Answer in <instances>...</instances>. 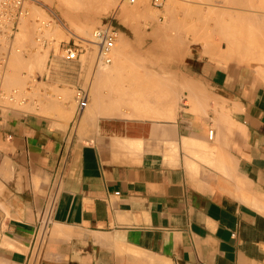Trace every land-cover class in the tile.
<instances>
[{"label": "crops", "instance_id": "crops-1", "mask_svg": "<svg viewBox=\"0 0 264 264\" xmlns=\"http://www.w3.org/2000/svg\"><path fill=\"white\" fill-rule=\"evenodd\" d=\"M184 64L191 101L168 120L0 111V264H264V84L243 64Z\"/></svg>", "mask_w": 264, "mask_h": 264}, {"label": "rangeland", "instance_id": "rangeland-1", "mask_svg": "<svg viewBox=\"0 0 264 264\" xmlns=\"http://www.w3.org/2000/svg\"><path fill=\"white\" fill-rule=\"evenodd\" d=\"M122 1L124 2V0H111L109 5H107L103 10H100L98 13H92L89 10H85L83 7H81V9L77 6V9L75 1L73 0H67V3L66 0H27L26 5L28 14L26 17H24V21L21 22L23 24L20 23L18 31L24 32V27L26 26L25 31H30V37L27 40H21L16 36V39H14L16 43H14V49L12 48L11 54L13 55L17 51V48L18 51L21 49L22 51H19L23 54L21 58L24 57V60L26 59L29 62L28 57L33 56L34 52H36V50L38 51V48H41L43 51H48L49 56L46 67H43V69L37 64L31 66L26 61L25 63L22 61L24 64L28 63L26 66H24L23 63L18 65L21 61L17 63V66L12 63L13 61L10 58L5 78V88L8 91L18 90L16 96L17 99L15 102H10V105L14 108L13 110L24 112L39 111L42 114L53 117L55 115V111L59 110L61 113L66 111V114L64 113V117L68 120L70 119L72 128L80 124L79 117L77 115V102L74 99L76 92L75 86H69L65 79H61V81H59L58 79L53 78L52 75L54 73L74 75L80 79L78 86H81L85 89H89L88 87L92 82L93 85H95V82L97 81L94 75L99 74V71L101 72L104 70L106 68V64L97 62L98 47L94 42H90L88 40L94 39V29L107 18H113L114 25L119 32L118 41L116 43V46H118V48L120 47L118 51L123 52L124 49L121 50V48L124 47L126 50L125 53H128H126V56L130 55V58H127L129 59V62L133 61L132 64L136 63L134 66L131 65V70H134V72L139 70L140 73V71H143V69L148 68L146 69L147 74L144 73L145 70L142 72L145 76H149L153 72L154 76L158 75L159 78H165V81L162 79V81L165 82L162 83V86L163 84H165V86L158 87V91L159 89L163 88V90H160V92L163 91V94L165 93L166 95L169 93L170 94L165 97L164 100H161L160 98H162V96L159 93V97H157V99L154 98L155 101L153 102H158V104L163 105L166 104L167 101V103H170V105L167 104L170 106L168 107L169 112L176 113L182 109L184 105L190 103V99H188V101L184 99L185 95H183V90H185V78L182 76L180 70H182V67L185 66L184 62H186L189 57H195L198 54L207 56L210 59L215 60L220 65H227L231 62L243 64L251 70L255 79L264 84V73H262L264 70L262 69V72H258L259 74L255 72V70L262 68L260 63L256 62L255 60L253 61V58L248 57L247 59L245 58L246 56L244 57V55L242 57V51L239 50L237 51H239L238 53H240V55H238L237 51L232 54L225 55L227 52H229V45L234 47V45L231 43V38L234 39L233 37H236L235 39L237 40L241 37H247L245 32H240V30L244 28L243 24H246V27L248 26L251 28V26L255 24L252 21L258 19L260 33L257 35L264 36V0H165L161 6L154 5L153 0H135V2H131V0H125L128 11L126 12V15H121L120 5L123 3ZM59 3L63 5L62 8H59L58 6L56 7V5ZM73 5H75L74 7H76V9L73 7ZM34 11H36L35 13L37 15L33 17ZM217 13L220 15L223 14V16H225V20L228 22L231 21L233 25L238 24V27L242 22L245 23H243V27H239L241 28L239 29L235 28V25V27L232 25V28H230L229 26H231V24L227 22L228 26H221L225 29V31H223V28L221 29L219 26L221 25L220 22H216V19L218 20L217 17L215 18ZM69 16L71 17L72 21L73 18L75 20L77 17L76 19H79L80 22L75 20L73 21L75 23L71 24L72 21L70 20ZM32 18L33 20L35 19V21H33ZM39 22H41V24ZM251 22L252 24H250ZM83 24H87L89 28L87 25L85 26ZM83 26L85 28L87 27L85 32H82L81 30V28H84ZM227 27L229 28L227 29ZM254 27L255 25L252 26L251 29L254 30ZM79 29L81 30L80 32H78ZM157 29L158 31H156ZM255 29L257 28L255 27ZM236 30L239 31L236 32ZM59 31L62 32L60 33ZM126 31H129L130 33H126ZM19 32L16 35L19 36ZM58 32L61 35L58 34ZM154 32L156 34H154ZM51 35L54 36L51 38ZM80 37H83L87 40L80 39ZM73 41L81 43L85 50L81 53L79 59L68 61L63 57V48L68 42ZM239 42H241L240 39L238 43ZM245 43L247 45V42ZM243 44L244 43L242 42V45ZM219 45H221L220 50L218 49ZM29 49L33 51V54ZM219 52H225V54L220 56ZM130 59L132 60L130 61ZM138 63L141 66L143 65L144 68L142 69L143 66H138ZM133 67H136V69L138 67L139 68L136 70ZM148 70L150 71L148 72ZM12 73L15 74L14 77L11 75ZM172 73L174 76H172ZM136 74L137 72L135 75ZM130 75L132 76V73ZM51 80H54L58 84L55 83V87H49ZM124 80L125 82L123 85L127 86L130 81L127 82L126 79ZM108 83L105 80L102 81L101 84L102 86L104 84L103 87L101 86V89H104L102 92L105 94L108 92L107 88H110L109 85L111 82L109 84ZM169 83L170 86L168 85ZM169 87H172V91L174 90V92H172ZM167 89H169V93H167ZM61 91L62 93H65V95L63 94L64 96L61 94ZM90 95L91 101L88 107H91L90 105L93 104L96 105L97 102L91 91ZM131 99L133 100V98ZM127 100L128 99L125 101ZM127 104L129 105V103ZM130 107L131 106L127 107L123 105L120 107L121 109L119 108L121 112L123 111V113L120 111H115L112 113L113 115L111 113L104 114L97 111H92L93 113L91 112L92 114L90 117L94 118V120L106 118H132L163 121L168 120L167 118L171 115L170 113L168 114V112H165L164 114V108L162 109V107H160L159 109L162 112L160 115L159 112H156L158 116L156 113V116L151 113V116L147 115L145 117V114L144 117H134L132 113H128ZM159 109L157 108V110ZM8 111L9 110H4L5 113Z\"/></svg>", "mask_w": 264, "mask_h": 264}, {"label": "bare ground", "instance_id": "bare-ground-1", "mask_svg": "<svg viewBox=\"0 0 264 264\" xmlns=\"http://www.w3.org/2000/svg\"><path fill=\"white\" fill-rule=\"evenodd\" d=\"M64 1V0H63ZM70 1H72V0H70ZM73 1H75V4H76V7L78 6L79 8H81V7H83V8H85V10H89V11H91L92 13H94V12H100V10H103L107 5H109V3H110V1L111 0H73ZM123 2V1H122ZM131 2H132V0H131ZM134 2H135V0H134ZM66 3H67V0H66ZM66 3H64V4H66ZM71 3V2H70ZM73 4V3H72ZM113 4V3H112ZM68 5V4H67ZM127 4H125V0H124V2L123 3H121V5H120V7H121V15H126V12L128 11L127 10V6H126ZM63 7V5L62 4H57L56 5V7ZM66 6V5H65ZM75 5H73V7H74ZM69 7V6H68ZM70 7H71V5H70ZM72 7V8H73ZM76 7H74L75 9H76ZM78 7H77V9H78ZM131 8V7H130ZM35 9V8H34ZM82 9V8H81ZM129 9V8H128ZM132 9V8H131ZM36 10V9H35ZM66 10V9H65ZM84 10V9H83ZM38 11V10H37ZM36 11H34L33 13H34V15H33V17L35 16V15H37L36 13H35ZM32 13V12H31ZM66 16H68V15H66ZM79 16H80V14H79ZM85 16V15H84ZM31 17H32V15H31ZM70 17V16H69ZM69 17H67V18H69ZM218 18V20L216 19V22L218 21V22H220V24L221 25H219L220 27L221 26H223V27H226V26H228V23L229 24H231V26H229L230 28H232V22L230 23V22H228L227 20H225V16H223V14L222 15H220V14H216V16H215V18ZM228 17V16H227ZM36 18V17H35ZM77 18V17H76ZM75 18V20H77ZM79 18V17H78ZM209 18V17H208ZM213 18V17H212ZM215 18H214V20H215ZM250 19H252V18H250ZM253 19H255V18H253ZM32 20H33V18H32ZM70 20H71V17H70ZM74 20V18H73V21H75ZM229 20V19H228ZM22 21H24V20H22ZM33 21H35V19L33 20ZM72 21V20H71ZM72 21V22H73ZM77 21H79V19L77 20ZM241 21H243V20H241ZM71 22V24H74L75 22H73L72 23ZM80 22V21H79ZM228 22V23H227ZM247 22V21H246ZM252 22H254L255 24H253L252 26H254L255 25V27L257 28V29H255V27L253 28L254 30H252L251 28H252V26H251V28L250 27H246V24H243V23H245V22H242L241 23V25L239 26V27H243L244 26V28H242V30H240V32L242 31V32H245L246 33V35H247V37L246 38H244V37H241V38H239V37H237V38H239L240 40H241V42H239L238 43V41H239V39H235L236 37H233L234 39H232L231 38V43L234 45V47H232V46H230L229 45V52H227L226 54H225V52H222V53H220L219 52V55L220 56H223L224 54L225 55H228V54H232V53H234V52H236L237 50H239V51H242L241 52V56L243 57V55H244V57L245 58H247L248 59V57H250V58H253V61L255 60L256 62H258V63H260V65H261V67L262 68H259L258 70H255V72L257 73V74H259L258 72H262V69L264 70V36L262 35V36H258L257 34H259L260 33V31H259V20L258 19H255L254 21H252ZM252 22L250 23V24H252ZM260 22H262V21H260ZM40 24H41V22H39ZM233 23H235V22H233ZM237 23H239V22H237ZM21 24H23V23H21ZM240 24V23H239ZM242 24H243V26H242ZM250 24H248V25H250ZM38 25V24H37ZM78 25V24H77ZM76 25V26H77ZM83 25H85V24H83ZM87 25V24H86ZM85 25V26H86ZM235 25V24H234ZM233 25V27H235V28H239L237 25H235L234 26ZM80 26V25H79ZM88 26V25H87ZM26 27V26H25ZM25 27H24V32H19V36L18 35H16L17 37H19L21 40L23 39V40H27L30 36V31L28 30V28H27V30H28V32L27 31H25ZM36 27V26H35ZM84 27V26H83ZM218 27V26H217ZM223 27H221V29L223 28ZM229 27H227V29L229 28ZM79 28V27H78ZM78 28H77V30H78ZM88 28H89V26H88ZM219 28V27H218ZM241 28H239V29H241ZM246 28V29H245ZM30 29V28H29ZM33 29V28H32ZM31 29V30H32ZM55 29V28H54ZM226 29V30H227ZM244 29H245V31H244ZM57 30V29H56ZM81 30H82V32H85L86 30H87V27L85 28H81ZM80 29H79V31L78 32H80L81 31ZM33 31V30H32ZM156 31H158V29L156 30ZM223 31H225V29L223 28ZM239 31V30H238ZM237 30H236V32H238ZM17 32V33H18ZM60 32V31H59ZM58 32V34H60ZM52 33V32H51ZM153 34V33H152ZM154 34H156L155 32H154ZM153 34V35H154ZM33 35V34H32ZM48 35V34H47ZM55 35H57V34H55ZM61 35V34H60ZM151 35V34H150ZM49 36H50V34H49ZM54 35H51V38L53 37ZM155 37H156V35H155ZM154 37V38H155ZM166 37V36H165ZM153 38V37H152ZM167 38V37H166ZM16 39V38H15ZM80 39H84V40H87V39H85V38H83V37H80ZM236 40V41H235ZM88 41H90V42H94L95 41V39H90V40H88ZM242 42L244 43L243 45H242ZM245 42H247V45H246V43ZM252 42V43H251ZM14 43H16V41H14ZM95 43V42H94ZM127 43V42H126ZM16 45V44H15ZM96 46H97V44H95ZM127 46V45H126ZM37 47H39V46H37ZM20 48V47H19ZM127 48V47H126ZM14 49V48H13ZM39 50L37 51L36 49V52H34V54H33V51H31L30 49V51L32 52V54H33V56H30V57H28L29 58V62L25 59L24 60V57L23 58H21L22 56H23V54L22 53H20L22 50L21 49H19V51H18V48H17V51H16V49H15V53H14V50H13V55L11 54L10 56V58H11V60L13 61L12 63L14 64V65H17V63H19V61H21L18 65H20V64H22L23 62L22 61H24V63H25V61L26 62H28L31 66H34V65H38L39 67H41L42 69H43V67L45 68L46 67V64H47V61H48V56H49V53H48V51H43L41 48H38ZM120 49V47L118 48V46H116L115 45V47L112 49V51H111V56H112V63H110V64H106V68L104 69V70H102L101 72L99 71V74H96V75H94L95 76V78H96V81L97 82H95V85H93V82L90 84V86L88 87L89 89V93H90V91H91V93L94 95V98H96V105H90L91 107H87L86 109H85V111L83 112V114L79 117V123L81 124V125H84L85 124V122H86V120H87V117L88 116H91V114L93 113V112H95V111H97V112H100V113H108V114H112L114 111H120V107H122L123 105H125V106H131L130 107V113H132V115L134 116V117H138V116H140V117H144V115H145V117L148 115V116H151V113L150 112H152V114H154L155 115V113L154 112H156L157 111V109L156 108H160V107H162V109L164 108L165 109V112H168V114L170 113L169 112V110H168V107H170L169 105H170V103H167V101H166V104H158V102H153V101H155V99L154 98H156L157 99V97H159V93H160V95L162 96V98H160L161 100L163 99L164 100V98L165 97H167L170 93V91H169V89H167L168 91H167V93H169L168 95H166L165 93L163 94V91L162 92H160V90H163V88H161V89H159V91H158V87H164L165 86V84H163V86H162V83H165V82H163V81H165V78L163 79V78H159V76L157 75V76H154L153 75V72H152V74L151 75H149V76H145L142 72L144 71V73H146V69H148V68H145V69H143L144 68V66L142 67L139 63H138V66L140 65L141 67H142V69H143V71H140V73H139V70L138 71H136L137 72V74L135 75V73L136 72H134V70H131L132 68V66H134V65H136V63L134 64H132V62H129V59H127V58H130L129 56L130 55H127L126 56V53H125V48L123 47V48H121V50H123L124 49V51L122 52V51H118ZM218 49L220 50L221 49V45H219L218 46ZM34 50V51H35ZM176 50V49H175ZM25 51V50H24ZM23 51V52H24ZM128 51V50H127ZM222 51V50H221ZM239 51H237V53L239 52ZM26 53V52H25ZM95 53V52H94ZM28 54V53H27ZM128 54V53H127ZM238 55H240V53H238ZM136 56V55H135ZM98 57V56H97ZM25 58H27V57H25ZM31 58V59H30ZM133 59V58H132ZM132 59H130V61L132 60ZM10 60V59H9ZM134 60V59H133ZM137 60V59H136ZM250 60V59H249ZM9 63V62H8ZM23 63V65L24 66H26L27 64H24ZM10 64H11V62H10ZM17 65V66H18ZM107 65H108V67H107ZM132 65V66H131ZM257 65H259V64H257ZM130 66V67H129ZM140 67V68H141ZM255 67V66H254ZM260 67V66H259ZM98 68V67H97ZM134 69H136V67H133ZM139 68V67H138ZM137 68V69H138ZM136 69V70H137ZM257 69V68H256ZM261 69V70H260ZM130 70H131V73H132V76L130 75L131 73H130ZM254 70V69H253ZM96 71V70H95ZM133 71V72H132ZM150 70H148V72H149ZM151 71H153V70H151ZM95 73V72H94ZM134 73V74H133ZM157 73V72H156ZM262 73H264V71L262 72ZM147 74V73H146ZM159 74V73H158ZM173 74V73H172ZM172 74H170V75H172ZM13 77H14V75L15 74H11ZM134 75V76H133ZM8 76V75H7ZM172 76H174V74L172 75ZM16 77V76H15ZM9 78H10V76H9ZM11 79V78H10ZM9 79V80H10ZM94 79V78H93ZM124 79H126L127 80V82H129V84L127 85V86H125V85H123V83L125 82V80ZM162 79H163V81H162ZM6 80V79H5ZM8 80V81H9ZM16 80V79H15ZM14 80V81H15ZM22 80V79H21ZM106 80V82L108 83H110L111 82V84L109 85V87L110 88H107L108 90V92L105 94V93H103L102 91L104 90H102L101 89V84H102V81H105ZM17 81V80H16ZM24 81V80H23ZM114 82V83H113ZM126 82V83H127ZM133 82V83H132ZM166 82H167V80H166ZM176 82V81H175ZM179 82V81H178ZM97 83V84H96ZM108 83V84H109ZM174 83V82H173ZM187 84H188V82H187ZM169 86H170V83L168 84ZM172 85V84H171ZM185 86H188V85H186V84H184ZM190 85V84H189ZM103 86H104V84H103ZM102 86V87H103ZM106 86V85H105ZM108 86V85H107ZM189 87H193L192 85H190ZM105 88V87H104ZM165 88H168V87H165ZM164 88V89H165ZM170 88V87H169ZM184 88H186V87H184ZM190 88V90H193V89H191ZM171 89V91H172V87L170 88ZM173 89H176V88H173ZM195 89V88H194ZM21 90V89H20ZM166 90V89H165ZM186 90H187V88H186ZM18 91V90H17ZM172 92H174V90L172 91ZM194 92V91H193ZM196 92V91H195ZM19 93V92H18ZM60 93V92H59ZM162 93V94H161ZM61 94L63 95H65V93L63 92L62 93V91H61ZM66 94H68V93H66ZM157 94H158V96H157ZM23 95V94H22ZM63 95V96H64ZM198 96H200V94L198 95ZM61 97V96H60ZM59 97V98H60ZM124 97V98H123ZM127 97V98H126ZM54 98H55V96H54ZM93 98V99H94ZM131 98H133V100L131 99ZM126 99H128L127 101H125ZM158 101H160V100H158ZM169 101V100H168ZM171 101V100H170ZM54 102V101H53ZM162 102V101H161ZM226 102V101H225ZM124 103H126V104H124ZM127 103H129V105L127 104ZM164 103V102H163ZM61 104V103H60ZM123 104V105H122ZM167 104H169V105H167ZM161 105V106H160ZM172 105V104H171ZM95 106V107H94ZM223 106V105H222ZM221 106V107H222ZM120 108V109H119ZM156 109V111H154ZM161 109V110H162ZM123 110V109H122ZM160 110V109H159ZM158 110V111H159ZM168 110V111H167ZM53 111V110H52ZM55 111V110H54ZM93 111V112H92ZM154 111V112H153ZM157 111V112H158ZM92 112V113H91ZM121 112V111H120ZM64 113L66 114V111H64ZM121 113H123V111L121 112ZM150 115H149V114ZM160 113L161 112H159V115H160ZM222 114H223V111L221 112ZM108 114H106V115H108ZM163 114V113H162ZM161 114V115H162ZM165 114V113H164ZM225 114V113H224ZM223 114V115H224ZM113 115V114H112ZM132 115H130V116H132ZM156 115L158 116V114L156 113ZM155 115V116H156ZM167 115V114H166ZM222 115V116H223ZM227 115V114H226ZM153 116V115H152ZM222 116H221V118H222ZM229 116V115H228ZM175 116H174V113L173 114H171L170 115V117H168V118H174ZM161 118V117H160ZM225 118H227V119H229L227 116H225ZM89 119V118H88ZM154 119H155V117H154ZM91 121V120H90ZM218 121V120H217ZM222 121H223V119L221 120V123H222ZM224 122V121H223ZM223 125V124H222ZM227 125V124H226ZM225 125V126H226ZM80 127V126H79ZM81 128V127H80ZM82 128H83V126H82ZM114 138H116V137H114ZM120 138H122V137H120ZM123 138H125V137H123ZM129 138V137H128ZM128 138H126V139H128ZM126 139H124V140H126ZM133 140H135V139H133ZM137 140V139H136ZM135 142V141H134ZM133 142V143H134ZM169 142H171V141H169ZM164 143H165V141H164ZM198 143V142H197ZM197 143H195V142H193L192 140L190 141V140H185V150L184 151H186V152H188V151H190V154L192 153L191 152V147H193L194 148V150H195V148L196 147H201L203 144H200V143H198V145H197ZM171 144H172V142H171ZM170 144V145H171ZM141 145V144H140ZM143 145V144H142ZM175 145V144H174ZM208 145V144H207ZM207 145H205V146H207ZM123 146V145H122ZM129 146V148H132L133 149V147L135 148V147H137V146H135L134 144L132 145L131 144V146L130 145H128ZM178 146V145H177ZM176 146V147H177ZM120 148V147H119ZM125 148H126V146H125ZM139 148L141 149V147L139 146ZM148 148V147H147ZM201 148H203V146L201 147ZM201 148H199V149H201ZM121 149V148H120ZM135 149H137V150H139L138 148H135ZM174 149H176V148H174ZM190 149V150H189ZM207 149V148H206ZM206 149L204 148V150L206 151ZM169 150V149H168ZM178 150V149H177ZM193 149H192V151H194ZM203 150V149H202ZM198 151H200V150H197V152ZM113 152V151H112ZM170 152V151H169ZM177 152V151H176ZM196 152V151H195ZM202 152V151H201ZM228 152V151H227ZM168 153V152H167ZM178 153V152H177ZM172 154V153H171ZM197 154V153H196ZM203 154V153H202ZM208 154H209V152H208ZM174 155V154H173ZM199 155V154H198ZM218 155V154H217ZM193 156H194V154H193ZM202 156V155H201ZM209 156V155H208ZM208 156L206 157L207 159H208ZM220 156V155H219ZM223 156V155H222ZM227 156V155H226ZM174 157V156H173ZM185 157H186V155H185ZM195 157V156H194ZM210 157V156H209ZM187 158V157H186ZM186 158H185V161H186ZM199 157H197V159H198ZM201 159V158H200ZM191 160V159H190ZM219 160H221L220 158H219ZM218 160V161H219ZM223 160V159H222ZM227 160V159H226ZM189 161V160H188ZM206 161V160H205ZM210 161V160H209ZM218 161H216V162H218ZM228 162H229V159L227 160ZM193 162V161H192ZM208 162V161H207ZM215 162V163H216ZM226 162V161H225ZM231 162V161H230ZM229 162V163H230ZM196 163V162H195ZM186 164V163H185ZM218 164V163H217ZM223 164V163H222ZM228 164V163H227ZM193 166V165H192ZM218 166V165H217ZM230 166H231V164L229 165V167L228 168H230ZM221 167V166H220ZM219 170V169H218ZM191 171V170H190ZM192 172V171H191ZM190 172V173H191ZM226 174V173H225ZM241 179V178H240ZM239 180V179H238ZM242 181V180H241ZM239 187V186H238ZM240 188V187H239Z\"/></svg>", "mask_w": 264, "mask_h": 264}, {"label": "built area", "instance_id": "built-area-1", "mask_svg": "<svg viewBox=\"0 0 264 264\" xmlns=\"http://www.w3.org/2000/svg\"><path fill=\"white\" fill-rule=\"evenodd\" d=\"M27 0H0V111L14 109L10 102L17 99V91H8L5 88V78L14 46V39L19 30L20 23L28 14ZM165 0H153L154 5L161 6ZM134 2V0H132ZM119 37V32L114 25L113 18L105 19L93 31V38L98 47L97 62L102 64L112 63L111 51L115 47ZM85 50L84 46L77 42H68L63 48L65 60L72 61L79 59ZM77 102V115L82 114L89 106L91 95L88 89L77 87L75 92ZM213 130L210 137H213ZM61 180L54 182L50 187L45 210L39 220L40 225H47L54 214L57 206Z\"/></svg>", "mask_w": 264, "mask_h": 264}]
</instances>
